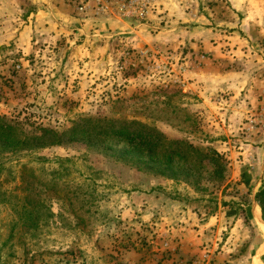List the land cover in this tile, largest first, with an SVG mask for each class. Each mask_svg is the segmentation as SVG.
<instances>
[{
    "label": "rangeland",
    "instance_id": "374dc122",
    "mask_svg": "<svg viewBox=\"0 0 264 264\" xmlns=\"http://www.w3.org/2000/svg\"><path fill=\"white\" fill-rule=\"evenodd\" d=\"M263 187L264 0H0V264H251Z\"/></svg>",
    "mask_w": 264,
    "mask_h": 264
},
{
    "label": "trees",
    "instance_id": "16d2710c",
    "mask_svg": "<svg viewBox=\"0 0 264 264\" xmlns=\"http://www.w3.org/2000/svg\"><path fill=\"white\" fill-rule=\"evenodd\" d=\"M65 137H67V134L64 135ZM59 137H61L58 134H55V138L59 139ZM28 141V140H25ZM57 143H61V141L57 142ZM157 142H154L152 140V138H143L142 142L140 143L141 147H139L138 149L140 150L138 152V157L136 158L137 162L139 163V167H142L143 165L145 166H159V167H164L166 172L172 173L174 172L177 167L175 166V162H174V158L176 156H180L181 159L184 158V156H182V154H180L177 150L176 151H167L163 154H161V156L158 159L154 158V154L156 152H158V150L156 148L157 147ZM142 152L146 153V160L141 159L142 158ZM165 172V173H166ZM168 175V174H167ZM171 178H176L177 176H170ZM257 199L259 202V206L262 209V211L264 212V187L262 189V191L257 195Z\"/></svg>",
    "mask_w": 264,
    "mask_h": 264
},
{
    "label": "crops",
    "instance_id": "0c3cea01",
    "mask_svg": "<svg viewBox=\"0 0 264 264\" xmlns=\"http://www.w3.org/2000/svg\"><path fill=\"white\" fill-rule=\"evenodd\" d=\"M259 211H260V209H257V207L254 209V213H255V221H256V223L257 224H255L256 225V227H257V229H258V234H259V242L258 243H256L257 245L254 247V256H253V261L251 262V264H262L261 263V259L264 257V245H263V243H264V235H263V233L262 232H260L261 231V229L262 228H264V224H263V220L261 219V218H259ZM259 226V228H258V226ZM260 229V230H259ZM250 257V252H249V254L247 255V257Z\"/></svg>",
    "mask_w": 264,
    "mask_h": 264
},
{
    "label": "bare ground",
    "instance_id": "6f19581e",
    "mask_svg": "<svg viewBox=\"0 0 264 264\" xmlns=\"http://www.w3.org/2000/svg\"><path fill=\"white\" fill-rule=\"evenodd\" d=\"M253 213H254V212H253ZM255 218H256V217H255V213H254V220H256ZM263 224H264V222H263Z\"/></svg>",
    "mask_w": 264,
    "mask_h": 264
},
{
    "label": "water",
    "instance_id": "95a60500",
    "mask_svg": "<svg viewBox=\"0 0 264 264\" xmlns=\"http://www.w3.org/2000/svg\"><path fill=\"white\" fill-rule=\"evenodd\" d=\"M263 245H264V243H263Z\"/></svg>",
    "mask_w": 264,
    "mask_h": 264
}]
</instances>
